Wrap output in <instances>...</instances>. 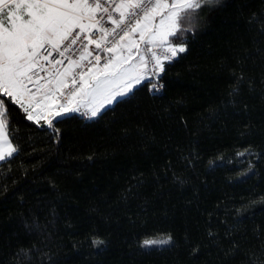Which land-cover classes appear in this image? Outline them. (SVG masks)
<instances>
[{
    "label": "trees",
    "instance_id": "trees-1",
    "mask_svg": "<svg viewBox=\"0 0 264 264\" xmlns=\"http://www.w3.org/2000/svg\"><path fill=\"white\" fill-rule=\"evenodd\" d=\"M185 27L160 91L142 82L55 134L9 106L19 151L0 161V264L21 248L25 264H264V0H220Z\"/></svg>",
    "mask_w": 264,
    "mask_h": 264
},
{
    "label": "snow or ice",
    "instance_id": "snow-or-ice-1",
    "mask_svg": "<svg viewBox=\"0 0 264 264\" xmlns=\"http://www.w3.org/2000/svg\"><path fill=\"white\" fill-rule=\"evenodd\" d=\"M220 0H0V161H9L19 147L10 138L9 106L28 121L53 129L57 122L80 113L88 119L115 102L134 98L137 86L160 91L166 62L186 54L185 24L200 19ZM178 39L180 42H174ZM235 76L233 102L245 80ZM155 83H153V79ZM249 88L253 81L248 79ZM10 102V103H9ZM246 152L251 151V146ZM191 153L187 159L191 164ZM237 155H240L238 153ZM92 157H89L91 159ZM174 179L183 183L179 175ZM23 200V196L20 197ZM32 231L34 223L25 219ZM209 238L216 235L209 230ZM165 239L145 245H167ZM92 243L105 241L94 237ZM31 249L15 255L25 264ZM199 251V246L192 252Z\"/></svg>",
    "mask_w": 264,
    "mask_h": 264
},
{
    "label": "rangeland",
    "instance_id": "rangeland-1",
    "mask_svg": "<svg viewBox=\"0 0 264 264\" xmlns=\"http://www.w3.org/2000/svg\"><path fill=\"white\" fill-rule=\"evenodd\" d=\"M113 104H114V103H113ZM113 104H111V105H107V106L105 107V109L108 108V107H111ZM103 110H104V109H102L101 112H102ZM72 114H73V113H72Z\"/></svg>",
    "mask_w": 264,
    "mask_h": 264
},
{
    "label": "built area",
    "instance_id": "built-area-1",
    "mask_svg": "<svg viewBox=\"0 0 264 264\" xmlns=\"http://www.w3.org/2000/svg\"><path fill=\"white\" fill-rule=\"evenodd\" d=\"M153 79V83H155V79L154 78H152Z\"/></svg>",
    "mask_w": 264,
    "mask_h": 264
},
{
    "label": "crops",
    "instance_id": "crops-1",
    "mask_svg": "<svg viewBox=\"0 0 264 264\" xmlns=\"http://www.w3.org/2000/svg\"><path fill=\"white\" fill-rule=\"evenodd\" d=\"M73 114H80V113H73ZM86 118V117H85Z\"/></svg>",
    "mask_w": 264,
    "mask_h": 264
}]
</instances>
